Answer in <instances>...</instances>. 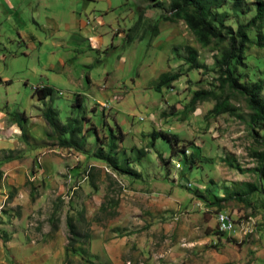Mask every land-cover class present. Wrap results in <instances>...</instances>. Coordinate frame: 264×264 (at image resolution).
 I'll list each match as a JSON object with an SVG mask.
<instances>
[{
	"label": "rangeland",
	"instance_id": "1",
	"mask_svg": "<svg viewBox=\"0 0 264 264\" xmlns=\"http://www.w3.org/2000/svg\"><path fill=\"white\" fill-rule=\"evenodd\" d=\"M154 1L162 4L144 10L127 41L139 0H0V110L6 114L0 132L12 124L22 127L1 134L14 147L0 149V160L21 162L27 155L31 177L44 153L61 170L67 197L54 194L27 217L38 228L49 217L51 229L52 218H63L58 227L67 242L66 216L83 214L86 223L78 226L89 238L74 248L66 243L62 264H264V195L259 189L247 192L248 184L259 185L255 155L264 151V124L251 123L245 95L219 86L215 46H201L183 20H164L169 0ZM222 9L229 12L226 23L235 26L229 7ZM154 24L156 35L148 30ZM249 36L255 39L253 30ZM186 46L206 69L188 70ZM163 71L182 75L155 91ZM236 73L242 83L260 81L264 95V48L250 43ZM41 84L55 89L49 103L61 122L80 120V150L61 147L47 135L52 129L32 96ZM210 88L227 96L236 111L209 114L214 100L208 99L184 112L195 90ZM78 95L80 107L74 104ZM32 116L41 118L25 123ZM152 131L175 135L173 149L162 138L151 146ZM111 134L114 157L128 173L95 157L100 147L107 151ZM73 168L78 172L70 175ZM12 202H0V219L22 211ZM221 212L234 221L232 231L218 228Z\"/></svg>",
	"mask_w": 264,
	"mask_h": 264
},
{
	"label": "trees",
	"instance_id": "2",
	"mask_svg": "<svg viewBox=\"0 0 264 264\" xmlns=\"http://www.w3.org/2000/svg\"><path fill=\"white\" fill-rule=\"evenodd\" d=\"M162 3L154 0H139L137 6V18L132 27L126 33V40H132V32L138 28L144 17V10L151 6H159ZM229 7L234 19L233 26L226 23L229 18V12L223 7ZM253 11V14L246 21H240L238 17ZM166 21L175 22L183 20L187 27L194 33L197 41L203 47H208L211 44L215 46L216 53H213V66L217 73L219 86L227 85L229 88L246 96L248 106L251 108L250 115L251 123L264 124V95H261L262 84L260 81H252L250 83H242L240 75L236 73L237 65H245V52L250 43H255L257 47L264 48V0H169L168 14L163 16ZM148 30L152 35L158 33V25H149ZM253 30L255 39L252 40L249 36V31ZM186 57L188 70L191 69H206L207 65L199 61L197 51L186 46ZM182 73L180 71L160 72L155 80L154 89L160 91L162 87H169L171 83L177 80ZM55 89L49 85H41L33 90L32 96L42 103L41 115L52 129V133L47 134L49 137L57 139V144L61 147H71L77 150L82 148L85 142V136L82 129V124L76 116H70L63 123L58 118V111L49 103L52 99ZM212 99L214 100L213 107L208 110L209 114L219 115L221 113H234L236 107L230 103L227 96L222 97L220 93L213 88L197 89L193 92L190 101L184 106V112L195 110V105L199 101ZM81 96H76L74 104L81 106ZM17 122L21 123L20 114L15 115ZM82 118V117H81ZM21 125V124H19ZM107 151L103 152L101 147L96 150L95 157L106 162L114 169H119L122 172H130L123 166L118 164L114 157V135L111 134ZM162 138L170 144V150L174 147L175 135L163 131L150 132V144L154 145L156 139ZM174 140V141H173ZM184 152V147L181 149ZM138 155H143L142 149L137 150ZM258 162L257 172L259 185L248 184L250 187L247 192H253L259 189L264 195V151L256 152ZM161 160L162 157L159 155ZM231 167L239 169V166L227 160ZM11 193L9 194V197ZM30 198L34 200L33 192L30 191ZM78 218H73L71 215L66 216V224L68 229L67 247L74 248V245L79 243L82 238H89L88 231L82 233L78 223L85 222L82 213H79ZM52 230H57L59 218H52ZM86 223V222H85ZM3 240L7 239V235H2Z\"/></svg>",
	"mask_w": 264,
	"mask_h": 264
},
{
	"label": "crops",
	"instance_id": "3",
	"mask_svg": "<svg viewBox=\"0 0 264 264\" xmlns=\"http://www.w3.org/2000/svg\"><path fill=\"white\" fill-rule=\"evenodd\" d=\"M88 37L95 41L96 37L93 34H89ZM3 116L6 114L0 110V119ZM30 118L24 117L25 123L33 124L35 121L38 122L41 117L32 116ZM43 121L45 122L44 118ZM6 129V131L0 132V149L14 147L13 142L3 140L1 134L12 133L16 130L21 132L22 127L12 124ZM44 155L46 154L42 153L40 157L42 163L34 170L31 177L28 175L27 155L22 157L21 162H17L16 159L0 160V202L6 197L7 202L13 201L12 205L22 206V211L15 217H8L6 213L7 217L0 219V264H62L63 262L61 255L65 253L67 243L63 229L59 226L57 230H52L49 217L45 222L42 221L41 228L37 227L36 221L29 220L27 217L30 211L39 208L45 202L48 203L54 194L61 195V198L67 197L59 176L61 170L59 167L50 166L47 158L52 159V157L44 159ZM77 172L78 170L73 168L69 174L75 175ZM27 176L30 181H34L35 187H33L38 189L37 193L27 186ZM30 191L33 192L34 200L30 198ZM62 220L63 218L59 222L60 225ZM2 235H7L5 241Z\"/></svg>",
	"mask_w": 264,
	"mask_h": 264
},
{
	"label": "built area",
	"instance_id": "4",
	"mask_svg": "<svg viewBox=\"0 0 264 264\" xmlns=\"http://www.w3.org/2000/svg\"><path fill=\"white\" fill-rule=\"evenodd\" d=\"M35 88V87H34ZM188 185H191V182H187ZM218 228L222 231H232L233 228L228 224V217L221 213L220 218H216Z\"/></svg>",
	"mask_w": 264,
	"mask_h": 264
},
{
	"label": "bare ground",
	"instance_id": "5",
	"mask_svg": "<svg viewBox=\"0 0 264 264\" xmlns=\"http://www.w3.org/2000/svg\"><path fill=\"white\" fill-rule=\"evenodd\" d=\"M221 213L228 217V224L231 226V228L234 229V226H235L234 221L226 213H224V212H221ZM221 213H218L219 214L218 215V218H220Z\"/></svg>",
	"mask_w": 264,
	"mask_h": 264
}]
</instances>
